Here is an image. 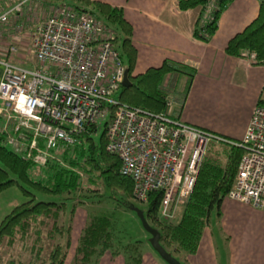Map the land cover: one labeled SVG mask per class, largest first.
Segmentation results:
<instances>
[{"label": "built area", "instance_id": "2783aa9c", "mask_svg": "<svg viewBox=\"0 0 264 264\" xmlns=\"http://www.w3.org/2000/svg\"><path fill=\"white\" fill-rule=\"evenodd\" d=\"M219 1L200 7L201 36ZM1 40L8 49L0 61V134L24 161L43 167L58 160L61 146H79L105 122L106 151L119 158L132 198L146 204L161 192L158 218L171 221L193 192L208 144L226 142L242 150L227 198L264 211L263 106H254L242 140L233 143L170 119L169 95L160 113L119 103L126 69L116 33L64 1L0 0ZM25 50L31 60L12 63ZM245 60L254 65L255 54Z\"/></svg>", "mask_w": 264, "mask_h": 264}, {"label": "trees", "instance_id": "16d2710c", "mask_svg": "<svg viewBox=\"0 0 264 264\" xmlns=\"http://www.w3.org/2000/svg\"><path fill=\"white\" fill-rule=\"evenodd\" d=\"M67 0H48V3ZM91 6L89 11L97 20L103 22L121 38V58L128 72L129 85L120 87L117 100L130 107L141 108L152 113H160L165 108L168 96L164 88L166 77L170 74H182L189 78V85L195 70L187 66L164 61L158 68H150L144 73L133 75L136 50L131 44V28L125 22L122 11L108 5L74 0ZM205 0H178L181 11L201 7ZM231 0L219 1V10L213 13V21L206 26L207 36H201L196 30L195 37L208 41L217 29V21ZM73 6V5H71ZM77 10L79 7L73 6ZM228 56L245 59L255 54V66H264V0H259L257 17L229 40L225 48ZM258 106L264 107V100H258ZM90 131L82 137L79 146H61L56 153L58 160L37 167L26 162L12 149H8L6 139L0 134V194L17 181L25 183L36 191L52 195H61L58 202L35 201L33 194L23 188L28 200L12 209L0 222V251L7 248L15 250L20 259L17 264H64L71 242L73 212L77 207L75 198L83 190L81 175L87 177L91 186L100 182L112 195L119 197L125 207L130 206L132 183L119 172L120 160L106 151L104 132L100 143L95 145ZM230 147L224 165L213 163L204 157L193 192L188 202L180 209L177 221H161L158 210L162 193L154 192L146 202L145 218L160 232V242L174 253L194 255L197 252L204 229L209 223L213 211L221 216V206L232 189L242 150L226 142ZM72 148V149H71ZM71 151V153H70ZM12 174L15 179H11ZM113 199L114 197H112ZM72 201L73 210L66 216V204ZM112 219L108 215L93 216L77 237L74 258L71 264H98L106 253L111 256L124 255L127 264H141L138 242L134 245L116 246L112 230ZM15 255V254H14ZM27 257L26 262L21 258ZM12 259L8 264H13ZM1 264V263H0Z\"/></svg>", "mask_w": 264, "mask_h": 264}, {"label": "crops", "instance_id": "0c3cea01", "mask_svg": "<svg viewBox=\"0 0 264 264\" xmlns=\"http://www.w3.org/2000/svg\"><path fill=\"white\" fill-rule=\"evenodd\" d=\"M88 1L122 11L123 19L131 28L130 41L136 50L133 75L158 68L166 60L195 70L190 85L186 75L170 74L166 77L164 88L173 101L170 119L233 143L242 140L252 109L264 92V66L228 56L225 48L231 38L257 17L259 0H231L221 12L217 29L208 41L195 37L200 7L181 11L178 0ZM75 2L77 4L73 6L79 9L90 11L92 8L80 1ZM121 38L117 34L120 48ZM223 206L224 202L221 211ZM10 208L0 198V222L10 213ZM223 216L221 212V229L226 235L228 226ZM214 243L213 233L207 225L197 252L185 256L187 264H246L236 255L231 240L221 259ZM64 264H68L67 260ZM98 264H127V260L122 254L111 256L106 253Z\"/></svg>", "mask_w": 264, "mask_h": 264}, {"label": "rangeland", "instance_id": "374dc122", "mask_svg": "<svg viewBox=\"0 0 264 264\" xmlns=\"http://www.w3.org/2000/svg\"><path fill=\"white\" fill-rule=\"evenodd\" d=\"M67 3L70 5L77 4L74 0H67ZM25 42H30V40L26 39ZM6 43L5 40L0 41V61L6 58L8 49ZM24 58L31 60L32 56L29 51L25 50L23 55L12 60V63L18 64L20 59ZM262 99L264 100V92ZM104 124L105 122L102 123L100 129L90 135L95 145L100 143V139L104 132ZM230 147L231 146L224 143L211 141L207 147V159L213 163L224 165L227 159L226 154L229 152ZM7 148L11 150L10 147ZM9 177L13 180L15 179L12 174H10ZM81 180L83 190L77 193L74 200L75 203H77V207L73 212L71 242L66 258L68 264H71L74 258V239L80 234V231L85 227L89 219L97 215H108L111 217L113 224L111 231L115 236L114 243L116 246H119V248L126 245H134L138 242L137 246L141 257V264L142 262H144V264H155L154 261L157 264H167L151 247L149 243L150 235L143 229L137 214L132 209L137 208L145 212L146 205L130 198L128 199L130 206L125 207L120 203L119 197H117L116 194L112 195V192L104 188L100 182L91 186L87 183V177L83 175L81 176ZM15 181L17 180L15 179ZM23 188L29 190L33 194L36 202L58 203L63 198L61 195L41 193L23 182L17 181L13 186L3 191L0 197L4 199V204L8 203L10 205L11 208L9 212L28 200V197L23 193ZM111 195L114 197L113 199L110 198ZM73 204L74 202L72 201L67 202L66 216H69L71 210H73ZM222 210L221 212L224 215L223 220L228 226L226 235L221 229L222 226L219 219L221 216L218 217L215 211L211 213L208 223V227L213 233L215 250L218 258L221 259L223 252L227 249L228 241L231 240L236 255H239L246 264H264V211L233 202L228 198L224 200ZM179 211L176 213L174 218L175 221L180 217ZM147 222L151 227L155 228L151 222ZM19 251L20 246H16L15 250H8L3 247L0 251V263L8 264V261L12 259L14 262L13 264H17L20 259L17 257L16 252ZM167 251L181 264H187L185 254L174 253L169 248H167ZM26 260L27 257L23 255L21 262H26Z\"/></svg>", "mask_w": 264, "mask_h": 264}, {"label": "water", "instance_id": "95a60500", "mask_svg": "<svg viewBox=\"0 0 264 264\" xmlns=\"http://www.w3.org/2000/svg\"><path fill=\"white\" fill-rule=\"evenodd\" d=\"M128 72L127 70H125L124 73V78L123 81L121 83L122 87H126L128 86L129 83V79H128ZM135 213L137 214L143 229L150 235V239H149V243L151 245V247L153 248V250L161 257V259L163 261H165L167 264H181L179 261H177L170 252H168L160 243V232L151 227L150 224L147 222L146 218H145V214L143 211L137 209V208H132Z\"/></svg>", "mask_w": 264, "mask_h": 264}]
</instances>
